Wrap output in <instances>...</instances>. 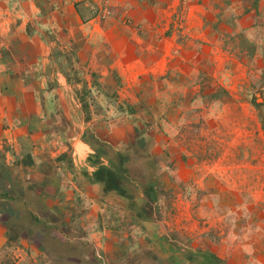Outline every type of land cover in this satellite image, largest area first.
<instances>
[{
	"label": "rangeland",
	"instance_id": "374dc122",
	"mask_svg": "<svg viewBox=\"0 0 264 264\" xmlns=\"http://www.w3.org/2000/svg\"><path fill=\"white\" fill-rule=\"evenodd\" d=\"M138 1L155 10L169 0ZM185 11L173 13L179 29ZM111 12L110 0L93 2L92 18ZM122 25L145 31L130 18ZM257 35L219 32L212 49L210 38L179 35L184 61L172 60L163 76H138L130 95L113 89L114 114L125 113L130 128L118 144L104 135L94 145L102 162L104 154L127 156L125 197L103 195L89 180L62 209L58 195L46 206L50 194L31 193L27 182L25 146L1 147L0 264H264V66L252 56L264 33ZM167 49L161 63L171 59Z\"/></svg>",
	"mask_w": 264,
	"mask_h": 264
},
{
	"label": "crops",
	"instance_id": "0c3cea01",
	"mask_svg": "<svg viewBox=\"0 0 264 264\" xmlns=\"http://www.w3.org/2000/svg\"><path fill=\"white\" fill-rule=\"evenodd\" d=\"M93 2L0 0V148L25 146V159L32 163L26 175L31 193L50 194L43 203L59 201L58 209L91 185L78 178L93 170L86 160L95 142L106 135L110 144H118L115 140L130 128L125 113L114 114L115 87L130 95L138 76H163L172 60L185 59L181 55L188 48L179 35L210 38L209 48L219 32L244 37L251 32L255 39L264 33V0H169L162 1L165 9L155 10L138 0H110L112 12L104 19L92 18ZM178 7L186 9L182 29L173 14ZM126 18L145 31L122 25ZM253 44L261 69L264 44ZM167 47L171 59L161 63ZM99 98L104 103L98 104ZM68 174L79 184H66ZM55 197L58 201L51 200ZM86 199L92 201L84 196L81 203L90 205Z\"/></svg>",
	"mask_w": 264,
	"mask_h": 264
},
{
	"label": "trees",
	"instance_id": "16d2710c",
	"mask_svg": "<svg viewBox=\"0 0 264 264\" xmlns=\"http://www.w3.org/2000/svg\"><path fill=\"white\" fill-rule=\"evenodd\" d=\"M102 157L100 149L95 146L93 153L87 157L88 164L93 167V170L90 174L85 173V175L90 181L102 185V193L113 191L120 197L127 196L123 187V179L127 170L123 162L127 160V156L118 153L115 158H112L104 154L106 162H102ZM9 264L14 263L9 262Z\"/></svg>",
	"mask_w": 264,
	"mask_h": 264
}]
</instances>
